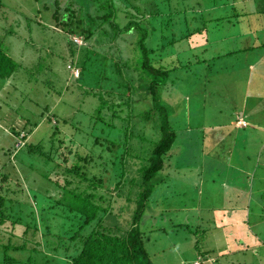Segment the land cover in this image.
I'll return each instance as SVG.
<instances>
[{"label":"trees","instance_id":"16d2710c","mask_svg":"<svg viewBox=\"0 0 264 264\" xmlns=\"http://www.w3.org/2000/svg\"><path fill=\"white\" fill-rule=\"evenodd\" d=\"M52 1L55 8L51 16L56 24L67 36L79 35L86 42L81 47L83 54L76 59L77 44L68 38L70 65L79 71L77 89L83 101L85 96L97 99L95 110L87 115L92 129L74 147L60 136L56 123L51 135L36 143L26 141L32 131L28 122L13 127V144L0 147V255L5 258L6 252L25 250L29 254L27 262L32 264H156L145 245L140 222L150 203H158L154 202L162 182L161 171L177 137L176 122L172 124L170 119L174 109H169L162 98L163 91L170 84L174 86L177 79L176 66L166 64L164 59L155 61L153 55L208 29L217 19L206 20L207 14L198 16L185 0ZM39 3L50 10L44 0ZM177 14L182 18L178 20ZM183 24L187 32L179 35L174 28ZM131 33L135 55L123 58L116 45ZM105 41L112 42L110 47L114 46L118 54L99 51L97 45ZM17 67L0 45V78L9 79ZM52 118L56 120V115L48 116L50 123ZM81 122L70 121L71 127L81 133ZM100 122L109 129L106 136L92 131ZM147 128L151 135L146 133ZM19 139L25 142L17 145ZM70 142L75 144L73 138ZM18 148L52 164L40 175L52 183L46 186H52L58 195H50L51 188L42 191L53 202L50 210L44 206L38 212L29 209L38 204L41 195L30 189L29 196L21 182L15 188L10 174L3 170L2 158ZM123 196L135 205L126 225L117 220L112 206ZM56 207L58 211H53ZM58 218L52 227L49 220ZM171 225L200 231L204 241L210 237L211 230L201 229L199 223L189 228L187 222L172 218ZM19 228H23L21 234ZM198 244L197 256L205 259L213 249L201 250ZM224 248L227 251L229 245ZM225 251H218V256L227 254ZM4 260L20 261L14 257Z\"/></svg>","mask_w":264,"mask_h":264},{"label":"rangeland","instance_id":"374dc122","mask_svg":"<svg viewBox=\"0 0 264 264\" xmlns=\"http://www.w3.org/2000/svg\"><path fill=\"white\" fill-rule=\"evenodd\" d=\"M44 1L48 3L50 10L44 8L43 3H39L43 2V0H0L3 5L0 7V45L18 64L16 71L9 79L0 78V147L6 148L13 144V138L10 136L11 130L13 127L19 126L22 122H28L30 125L29 128L32 131L27 135L26 141L31 143L45 141L57 126L60 129V136L64 137L66 140L65 142L75 147L78 145L76 143L84 141V139L82 140V138H84L82 135H86V131H91L92 129V124L88 121L87 115L95 110L97 99L85 96L84 102L83 95L80 94L81 92L77 89L75 79L77 76L74 74L77 67H72L70 65L72 56H69L68 38L77 44V46H75L77 49L75 53L76 59L83 54L81 47L85 45L86 42L79 35L67 36L61 26L59 27L56 24L54 17L51 16L52 9L55 8L53 1ZM218 2H220V0H209V3L214 4V6H217ZM212 12V16H214L218 14V9L213 8ZM181 18L182 15L177 14V19L179 20ZM185 28L187 29L183 24L182 27L176 26L174 30L177 31L179 35H183L187 32ZM225 30H227V25H225ZM202 35V37H200L199 34L192 35L188 38L186 37L182 41L176 42L175 45H169L163 51L158 50L157 53L153 55V58L155 61L164 59V62L171 66H176L180 62L185 63L187 60H194L193 54H197V57L202 55L200 46L205 44L206 41L205 35ZM209 39L216 40L217 38L211 36ZM133 41L134 34L131 33L130 36H127L123 40L120 39L117 42L116 46L120 50L119 54L121 57L132 58L135 55L132 49ZM111 43L105 41L102 44H98V50L103 53L107 52L109 55L118 54L114 46L110 47ZM215 43L216 42L212 43L213 46L215 45V48L212 47L213 49H211V51L223 50L227 47L226 40L222 45ZM90 44H93V41H90ZM182 48L186 50L180 51L179 49ZM205 53L208 54L210 51L208 50V52ZM69 66H71V69ZM191 67L192 66H187L175 69L174 74H184L185 80H183L184 82L182 81L178 87L175 88V86L170 84L168 88L163 91L162 98L165 100L164 102H166L168 108L176 109L175 111L177 112V105L181 102L182 105L185 104L182 112L186 109V105L189 111L191 109L190 102L195 98V95L201 96L206 93L204 97H199L202 100H207L204 103L205 105L209 104L208 100L212 98L210 107L227 109V106L223 102L227 101L229 94V85H227V77H230L229 74H224L223 72L219 79L216 80L214 78L211 80L212 84L211 88H209L210 86L205 85L203 78L192 74L197 70ZM200 92L203 93L201 94ZM182 94L184 95L182 96ZM186 95L190 96V100H185ZM201 103V100H198V104L195 105V107H199ZM47 107L49 108V112L46 111ZM51 114L56 115V120H58V122H55L56 120L53 118L52 122H49L48 116H51ZM174 115H171V120L176 119ZM225 116L228 120V112ZM67 119L69 122H66ZM195 119L196 117L194 120ZM207 119L206 124L209 125L210 118L207 117ZM222 119L224 120V118H221V120ZM80 120H82V122L79 127L83 130L81 133L71 127L72 125L70 123V121H73L75 124H79ZM185 120L187 123H190L192 116H187L183 119L181 124H183ZM53 123H56V126ZM239 123L242 124V122ZM96 129L97 130L92 131L97 135L101 134L103 136H106L109 130L102 122L96 125ZM145 131L148 135L153 133L150 128L145 129ZM110 132L112 131L110 130ZM177 134H181V131L177 130ZM72 138L75 144L72 142L69 143ZM180 141L181 138L176 137L168 153L167 162L168 160L174 161V154L177 152ZM24 142L25 141L20 140L17 145H22ZM81 147H83V145ZM2 159L3 162H5L3 170L10 174L12 179L11 185L15 188H17L16 185L21 182L20 184L24 186L26 194H29V196L32 194L30 189H33L42 197L44 195V189L46 188H51L50 195L53 197L58 196L55 195V190L52 186L47 187L48 185H52V183L40 177L42 171L46 170L48 166L50 168L52 167V164L47 163L43 158L22 153V149L18 148L13 154L9 153L5 159ZM1 163L2 161H0V165ZM136 166L137 165L134 166L133 174ZM220 170H222V168ZM194 171L195 170H193V172ZM229 172H231V176H235L231 169L227 170V176ZM257 175H260L259 170L256 172L255 184H258V191L262 190L261 192L263 193L260 203L257 204V206L261 207V211L259 209L257 215H260L262 220L255 222V214L253 213L250 215V222L253 225H248L249 229H246L249 235L247 237L248 246L243 247H240V245L235 246L234 238L227 235V213L223 214L214 211L203 213L204 223L198 219L202 217V213L192 214L194 211L189 209L190 207L188 206L192 203L193 191H188V194L185 196L182 193L177 195L178 189L174 192L157 193L155 198L157 201L154 203H158L155 205L150 203L149 206L151 208H146L140 222V227L145 233V245L155 263L197 264L198 262L196 260L199 262L202 261L200 257L197 256L198 250L196 251L195 249V243L199 242L198 245L201 250H205V248H217V252H212L213 254L207 249L209 251L207 254L209 255L205 256L206 258L204 260H207L205 264H264V180H259ZM193 177H196L195 174H192L191 178L194 179ZM224 178L225 177L222 179L224 180ZM210 183L212 186L205 192V196L209 199L206 200L202 198V203H211L209 207L220 205L223 202L226 204L227 198L225 196H227V192L225 187L221 186L223 184L222 181H211ZM164 184H174L177 186L176 181L171 179L165 180ZM163 186V183L160 181L159 189ZM261 192H259L260 195ZM112 193H114V191ZM41 197L38 198V204L34 203L33 208L31 207L29 209L38 212V210L44 206L47 207V210H50L49 206L51 207L53 202L50 201L49 198L44 196V198ZM33 202H36L35 199ZM112 206L113 213L116 214L117 220L123 225L128 224L131 220L132 210L135 206L134 203L127 202L123 196L116 198ZM55 210L58 211V208H54L53 211ZM188 210L192 213H188ZM35 215L37 216V214ZM213 217H216L217 221L215 225H219V229L212 228L214 224L212 220ZM172 218L177 219V221L181 219L187 222L190 224L189 228L195 226L198 220L201 229L205 226L210 228L211 231H217L209 241L212 245L206 246L208 241L201 240L203 234L200 231L196 233L195 231L191 232L187 230L185 227L174 228V226L171 225ZM26 219L30 220V217H26ZM58 220L59 218L56 221L49 220V222L53 227ZM22 231L23 228H19L17 232L21 234ZM223 231H225V233H223ZM255 242L259 243H256V245ZM226 244L229 245V249L234 248V252L228 251L229 253L223 254L221 257L218 256V251H225L224 247ZM5 255V258L14 257L20 261L15 263L5 261L4 254H1L0 264H32L27 262L29 254L25 250H11L10 252H6ZM216 260L218 261L215 262Z\"/></svg>","mask_w":264,"mask_h":264},{"label":"crops","instance_id":"0c3cea01","mask_svg":"<svg viewBox=\"0 0 264 264\" xmlns=\"http://www.w3.org/2000/svg\"><path fill=\"white\" fill-rule=\"evenodd\" d=\"M185 1H190L193 12L198 16L207 14L206 20L217 21L210 23L208 29L197 33L200 37L205 35V44L200 46L202 55L197 57V54H193L194 60L179 63L176 68L194 67L197 71L192 74L203 78L209 88L211 80L219 79L223 72L228 73L230 77H227V101H217L223 102L227 109L210 107L212 98L208 100L209 104L205 105L207 100L199 97H204L206 93L195 95L190 102L189 111L187 105L183 112L185 104L180 102L177 105V112L175 109V115L173 113L176 119L171 120V123L176 122L177 130L181 131V134H177L181 141L174 154V161L168 160L161 171L164 186L158 188V193L178 189L177 195L182 193L185 196L188 191H193V200L188 207L194 212L188 210V213H202V217L198 218L200 221L204 220L203 213L208 211L227 213V235L234 238L235 246H248L249 235L246 229H249L248 225H253L250 215L255 214V222L262 220V217L257 215V211H261L257 204L260 203L263 193L257 189L255 176L259 170L261 176L257 175L258 179L264 180V0H220L217 6L209 3V0ZM213 8L218 9V14L214 16ZM211 36L217 39H209ZM225 40L227 47L224 51H211L212 47L215 48L213 42L222 45ZM208 50L210 53L206 54ZM174 76L177 79L174 84L176 88L185 80V75ZM185 100H190V96L186 95ZM198 100L202 103L195 107ZM227 112L228 120L225 116ZM187 116H192L191 122L187 123L185 120L181 124ZM207 117L210 118L209 125L206 124ZM241 121L245 124L239 123ZM228 169H231L235 176H231V172L227 176ZM192 174L196 176L194 179L191 178ZM168 179L175 180L178 187L174 184H164ZM219 180L227 192L226 204L223 202L212 207H209L211 203L203 204L202 198L209 199L205 192L212 186L210 182ZM212 220V228L219 229L220 226L215 225L216 217ZM215 232L217 231L209 232L206 246L212 245L209 241ZM205 249L217 252L215 247ZM230 251L234 252V248ZM229 252L227 250V253Z\"/></svg>","mask_w":264,"mask_h":264},{"label":"built area","instance_id":"2783aa9c","mask_svg":"<svg viewBox=\"0 0 264 264\" xmlns=\"http://www.w3.org/2000/svg\"><path fill=\"white\" fill-rule=\"evenodd\" d=\"M74 74H75L76 76H78V74H79L78 69H76V71L74 72ZM241 122H242V124H245L244 121H241ZM197 262H198L197 264H202V262H199V261H197Z\"/></svg>","mask_w":264,"mask_h":264},{"label":"clouds","instance_id":"9594fccd","mask_svg":"<svg viewBox=\"0 0 264 264\" xmlns=\"http://www.w3.org/2000/svg\"><path fill=\"white\" fill-rule=\"evenodd\" d=\"M201 260H202V261H201V262H202V264H203V263H205V262H207V260L205 261V260H204V258H203V259H201ZM196 261H198V260H196Z\"/></svg>","mask_w":264,"mask_h":264}]
</instances>
